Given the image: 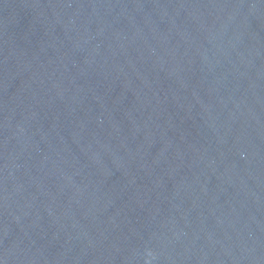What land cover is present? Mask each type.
<instances>
[{"label": "water", "instance_id": "water-1", "mask_svg": "<svg viewBox=\"0 0 264 264\" xmlns=\"http://www.w3.org/2000/svg\"><path fill=\"white\" fill-rule=\"evenodd\" d=\"M0 264H264V0H0Z\"/></svg>", "mask_w": 264, "mask_h": 264}]
</instances>
